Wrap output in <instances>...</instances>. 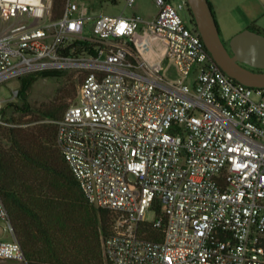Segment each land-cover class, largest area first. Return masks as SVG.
I'll list each match as a JSON object with an SVG mask.
<instances>
[{
	"label": "built area",
	"instance_id": "2783aa9c",
	"mask_svg": "<svg viewBox=\"0 0 264 264\" xmlns=\"http://www.w3.org/2000/svg\"><path fill=\"white\" fill-rule=\"evenodd\" d=\"M154 1L159 11L145 21L91 18L73 0L60 9L58 0H0V84L50 70L81 78L53 122L86 199L114 215L102 239L110 264H264V87L220 68L180 15L187 0ZM152 38L161 64L144 56ZM166 60L178 78L163 75ZM2 109L0 100L6 125ZM0 221L11 236L0 238V262L30 264L1 196Z\"/></svg>",
	"mask_w": 264,
	"mask_h": 264
},
{
	"label": "trees",
	"instance_id": "16d2710c",
	"mask_svg": "<svg viewBox=\"0 0 264 264\" xmlns=\"http://www.w3.org/2000/svg\"><path fill=\"white\" fill-rule=\"evenodd\" d=\"M64 1L58 0L59 9ZM250 29L264 33L256 26ZM66 72L50 70L23 78L19 98L33 76L61 77ZM76 98L77 86L66 82L37 117L0 125V196L30 264H110L102 239L111 233L114 215L88 202L57 144L53 121L60 120ZM147 236L159 240L162 233L149 226Z\"/></svg>",
	"mask_w": 264,
	"mask_h": 264
},
{
	"label": "rangeland",
	"instance_id": "374dc122",
	"mask_svg": "<svg viewBox=\"0 0 264 264\" xmlns=\"http://www.w3.org/2000/svg\"><path fill=\"white\" fill-rule=\"evenodd\" d=\"M74 2L84 3L88 11L91 14H109V15H120V14H138L147 18V16L156 15L159 11V7L154 0H137V2L129 7L126 5L125 0H73ZM174 4L178 6V0H173ZM180 15L186 20L189 27H192V16L188 9H179ZM146 21V20H145ZM94 22L92 21L89 28H93ZM140 33L142 31L140 30ZM224 41V40H223ZM152 51H159V47L162 46L160 38L152 42ZM226 46L229 48V43L224 41ZM230 50V49H229ZM231 51V50H230ZM162 70L163 75L169 79H176L179 77L178 69L172 60H166ZM80 77L76 73L66 72L61 77H44L41 75H35L32 77V83L26 90L23 99L17 98L12 99L13 89L21 88V79H12L5 83L0 84V100L3 101V109L1 112L4 114V120L14 119L15 121H27L38 116V111L45 105L53 102L57 96L58 90L66 82L75 83L78 88ZM71 88V87H70ZM257 99V98H256ZM67 101H70L69 99ZM75 102V101H74ZM73 102V103H74ZM16 105V106H15ZM30 110V113L24 114L20 109ZM156 217L155 211H150L147 215L149 221H154ZM4 223L0 221V238L3 240H10L11 236L8 232L4 231ZM8 264H14L7 262Z\"/></svg>",
	"mask_w": 264,
	"mask_h": 264
},
{
	"label": "water",
	"instance_id": "95a60500",
	"mask_svg": "<svg viewBox=\"0 0 264 264\" xmlns=\"http://www.w3.org/2000/svg\"><path fill=\"white\" fill-rule=\"evenodd\" d=\"M188 8L212 57L237 81L264 87V33L245 29L224 43L209 0H187Z\"/></svg>",
	"mask_w": 264,
	"mask_h": 264
},
{
	"label": "crops",
	"instance_id": "0c3cea01",
	"mask_svg": "<svg viewBox=\"0 0 264 264\" xmlns=\"http://www.w3.org/2000/svg\"><path fill=\"white\" fill-rule=\"evenodd\" d=\"M181 1L183 0H178V2ZM209 2L216 17L221 37L224 41L229 43V47L232 38L241 31L250 29L251 26L264 29V0H209ZM88 13L91 18L99 15L91 14L89 11ZM132 15H138L150 21L154 19L157 14L147 16V18L138 14V12H134ZM158 39L159 38H152V42ZM144 56L153 64H161L164 56L163 49L160 46L159 51L153 52L151 50L146 52Z\"/></svg>",
	"mask_w": 264,
	"mask_h": 264
},
{
	"label": "bare ground",
	"instance_id": "6f19581e",
	"mask_svg": "<svg viewBox=\"0 0 264 264\" xmlns=\"http://www.w3.org/2000/svg\"><path fill=\"white\" fill-rule=\"evenodd\" d=\"M139 46H140V48H142V50H144L143 45L141 43L139 44ZM143 53L145 54L146 51H143Z\"/></svg>",
	"mask_w": 264,
	"mask_h": 264
},
{
	"label": "flooded vegetation",
	"instance_id": "af4514ba",
	"mask_svg": "<svg viewBox=\"0 0 264 264\" xmlns=\"http://www.w3.org/2000/svg\"><path fill=\"white\" fill-rule=\"evenodd\" d=\"M229 49H230V47H229Z\"/></svg>",
	"mask_w": 264,
	"mask_h": 264
}]
</instances>
